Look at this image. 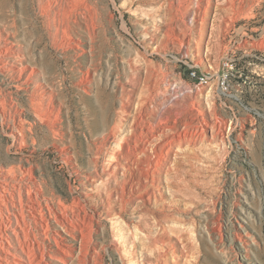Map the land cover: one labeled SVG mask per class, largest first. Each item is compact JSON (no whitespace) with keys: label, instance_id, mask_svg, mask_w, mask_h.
Masks as SVG:
<instances>
[{"label":"rangeland","instance_id":"obj_1","mask_svg":"<svg viewBox=\"0 0 264 264\" xmlns=\"http://www.w3.org/2000/svg\"><path fill=\"white\" fill-rule=\"evenodd\" d=\"M47 12L50 26L38 0H0V27L16 21V48L37 69L0 65V98L10 102L0 104L2 236L18 246L12 229L23 226L54 255L59 239L66 261L46 255L47 264H135L132 241L146 236L137 203L108 216L92 162L94 140L118 124L172 142L186 168L178 189L162 175L156 195L138 200L151 221L164 219L155 234L174 242L182 264H264V0H53ZM80 64L92 68L91 94L77 86ZM40 108L51 113L41 119ZM73 203L97 214L83 261L82 240L55 217L81 223Z\"/></svg>","mask_w":264,"mask_h":264},{"label":"bare ground","instance_id":"obj_2","mask_svg":"<svg viewBox=\"0 0 264 264\" xmlns=\"http://www.w3.org/2000/svg\"><path fill=\"white\" fill-rule=\"evenodd\" d=\"M38 3L40 14L44 17V25L50 26L52 23L47 17V9L53 3V0H38ZM1 25L4 28L2 29L0 27V65L2 67L5 66L7 70L20 71L21 73L29 71V76L37 75V69L29 66L28 64L29 57L24 51V48L22 46L16 48V42L14 41L17 40L18 37L16 21L9 25L7 23H3ZM41 40L42 37L38 34V43H41ZM81 41L82 39H79L78 42H75L76 48L80 50L83 49ZM8 65H11V67H8ZM78 71V88L86 94H91V91L89 90L91 88V79L93 76L91 66L84 67V65L80 64ZM28 82H30V79H28ZM40 89L41 84L37 83L34 94L32 95V106L34 109L38 99L37 95L41 93ZM0 102L3 107H6L7 105L10 106V102L5 97L0 98ZM37 111L39 112L41 119L46 113H51V110L46 112L45 110L42 111V108ZM56 132V134H59L58 130H56ZM140 136L141 134L136 129L132 130L131 133L123 134L122 128L118 124H110L108 128L106 126V130L102 133L101 138L94 140L95 142L91 147L93 154L92 162L99 178L103 179L102 187L104 188V191L102 190L104 194H100V200L105 204L108 216H111L114 213V208L116 206L121 205V210L127 211L130 205L137 203L134 208L138 211V213H140L139 219L141 221L136 228H139L138 230H140L142 226L146 228V236L144 235L145 237H142L140 239L142 241L139 242L144 246V248L146 247L147 251L143 253L142 261L138 262L136 260V255L137 250L141 245H139L140 243H137L136 240H133V249L130 248L129 252L131 255L130 262L135 264H182L181 258H183V256L182 254L179 255L174 250V242L172 240L166 241V239L161 236L162 233L155 234V228L158 226H161V230L163 229L164 232H166L163 227L164 219L151 221L149 209H142V205L138 204V200H150L153 195H156L155 189L159 188L158 184L162 175L167 176L169 188L176 187L178 189L180 184L177 183V180L180 178L182 181H186V179L182 176V171H185L186 168L183 166V162L180 159L174 160V144L172 142L166 141L159 143L154 139L155 134H152V136L148 139H144ZM114 138H116L115 140H120L119 147L111 151L109 144ZM108 155L110 156L108 163L103 164V166L101 165L103 167L101 169L100 160L102 156L106 157ZM187 158H189V156ZM102 173L106 176V178H103ZM176 177L178 179H176ZM171 178H173V180ZM75 205L76 204L73 203L71 210L74 216H76L81 223L74 221L69 214H57L55 217L58 223L63 226L66 233L73 238L82 240L79 249V259L83 261L84 259L81 258L82 255L87 256L89 253L86 242L88 239H93V235L98 231L96 228V223L98 221L96 220L97 214L95 211L94 214H89L88 219L86 204H77L79 208L76 211L74 210ZM1 226L2 225H0V264H47L45 263L46 255H49L51 258L57 259L61 262L66 261V256L64 254L67 253V249L65 246L61 245L58 241L59 239H55L59 249L56 251L57 255H54L51 254L50 251L48 252L46 250L45 243L43 241L39 240L36 244L30 240V231H28L29 229L26 230L23 226L21 227V231H18V228L12 229L13 235L15 236L14 239H16L18 243V246H15L11 237L4 238L2 236L3 234L1 233L3 232ZM42 228L44 231V227ZM121 235H124V233L122 234L121 232ZM45 236H47V233ZM125 237L126 236H124V238ZM63 238L62 242L64 243L66 238ZM114 245L118 249L124 248L123 250H126V247L123 244H119L118 241H114ZM184 246L185 248H188V245L184 244ZM48 248L51 250L50 244L48 245ZM95 248L96 247H94V249ZM171 248H173V250ZM90 255L89 259L93 258L90 257ZM171 256H173L174 260H171ZM86 264H89V262L86 261Z\"/></svg>","mask_w":264,"mask_h":264},{"label":"built area","instance_id":"obj_3","mask_svg":"<svg viewBox=\"0 0 264 264\" xmlns=\"http://www.w3.org/2000/svg\"><path fill=\"white\" fill-rule=\"evenodd\" d=\"M226 65L228 66V65H229V63L227 62V63H226ZM225 83H226V81H225V80H223V81H222V85H224V86H225Z\"/></svg>","mask_w":264,"mask_h":264}]
</instances>
